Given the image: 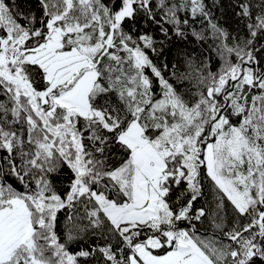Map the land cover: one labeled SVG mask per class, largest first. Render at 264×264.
I'll return each mask as SVG.
<instances>
[{"label":"snow or ice","instance_id":"obj_1","mask_svg":"<svg viewBox=\"0 0 264 264\" xmlns=\"http://www.w3.org/2000/svg\"><path fill=\"white\" fill-rule=\"evenodd\" d=\"M219 7L0 0V264H264V0Z\"/></svg>","mask_w":264,"mask_h":264},{"label":"trees","instance_id":"obj_2","mask_svg":"<svg viewBox=\"0 0 264 264\" xmlns=\"http://www.w3.org/2000/svg\"><path fill=\"white\" fill-rule=\"evenodd\" d=\"M209 2H211V0H209ZM231 2L232 0H219L220 7L215 10V15L221 25L225 26L229 30H235L239 27V25L237 24V18L234 15V10L231 7ZM17 3L20 4L22 8L27 9L31 3V0H17ZM136 27L140 30H143L145 27L144 22L141 21L136 25ZM196 27L197 29H199L200 26L196 25ZM181 49L199 50V45L191 41L177 42L174 46L166 45L164 54L160 57H153V59L156 60L157 63H163L165 60H167L169 63L174 62L177 56V52L180 51ZM212 66L215 69L216 67L215 59H213Z\"/></svg>","mask_w":264,"mask_h":264}]
</instances>
